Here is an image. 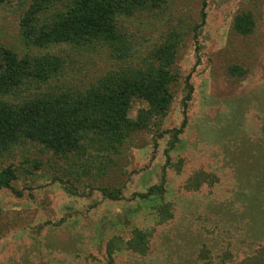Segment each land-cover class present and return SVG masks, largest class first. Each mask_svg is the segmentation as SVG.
<instances>
[{
  "label": "rangeland",
  "instance_id": "rangeland-1",
  "mask_svg": "<svg viewBox=\"0 0 264 264\" xmlns=\"http://www.w3.org/2000/svg\"><path fill=\"white\" fill-rule=\"evenodd\" d=\"M30 1L0 6V46L19 57H61L65 75L53 86L85 89L113 71L145 66L169 36L178 43L175 79L166 115L114 151L58 157L26 143L0 156V170L15 169L12 186L21 193L0 191V264L258 263L264 0H165L158 10L119 17L127 43L121 53L101 45H30L19 27ZM244 13L254 21L247 36L233 26ZM146 107L134 101L129 118ZM184 116L186 126L174 138ZM151 187L162 192L141 199Z\"/></svg>",
  "mask_w": 264,
  "mask_h": 264
},
{
  "label": "trees",
  "instance_id": "trees-1",
  "mask_svg": "<svg viewBox=\"0 0 264 264\" xmlns=\"http://www.w3.org/2000/svg\"><path fill=\"white\" fill-rule=\"evenodd\" d=\"M10 1L0 0V6ZM63 1H30L19 22L21 36L27 43L36 48L101 45L121 53L127 43L119 32L118 18L158 10L165 3V0ZM233 26L240 35L251 34L252 15L236 16ZM175 39L169 36L150 52L145 66L121 68L78 90L52 85L65 75L66 62L61 57L48 53L19 57L0 46V156L31 143L54 156L81 158L88 155V149L114 151L132 134L147 130L166 115L171 104L169 86L175 79L172 68L178 49ZM236 70L232 68L230 72ZM186 87L185 108L192 94L191 85L187 83ZM136 100L147 107L139 109L135 119H130L129 111ZM185 126L184 116L180 129L173 131L174 138ZM16 178L12 166L2 168L0 191L7 189L21 196L12 186ZM160 190L151 187L139 197L148 199L161 193ZM102 194L117 199L113 192L103 190ZM129 246L133 249L132 244ZM256 264H264V255Z\"/></svg>",
  "mask_w": 264,
  "mask_h": 264
}]
</instances>
